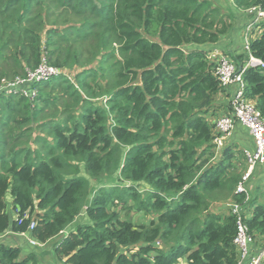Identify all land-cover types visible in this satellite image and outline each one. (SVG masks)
Returning a JSON list of instances; mask_svg holds the SVG:
<instances>
[{
  "label": "trees",
  "instance_id": "trees-1",
  "mask_svg": "<svg viewBox=\"0 0 264 264\" xmlns=\"http://www.w3.org/2000/svg\"><path fill=\"white\" fill-rule=\"evenodd\" d=\"M233 5L249 15L264 0ZM229 11L211 0H0V88L44 61L62 70L0 90V264H40V244L59 236L62 264H240L236 217L213 210L219 201L242 203L264 247V203L237 191L243 152L216 150L209 117L227 89L207 46L234 27ZM250 50L264 61V20ZM231 56L249 58L244 46ZM243 77L264 116V69ZM85 206L91 222L65 235ZM7 233L37 244L23 253Z\"/></svg>",
  "mask_w": 264,
  "mask_h": 264
},
{
  "label": "built area",
  "instance_id": "built-area-1",
  "mask_svg": "<svg viewBox=\"0 0 264 264\" xmlns=\"http://www.w3.org/2000/svg\"><path fill=\"white\" fill-rule=\"evenodd\" d=\"M247 11V14L252 15V17L244 32L243 46L249 54V58L244 66H238L228 54H218V51L215 52L214 50L208 53V58L216 63V73L221 84L225 89L229 88L232 91L229 102V112L219 114L214 122L213 141L216 150L219 151L225 146L237 123L244 125L249 130L253 140L254 148L245 150L248 168L245 170L237 186V191L246 195L245 201H248L251 197L247 184L253 169L258 165L264 164V116L257 108L256 102L247 96L243 77V72L247 67H261L264 69V61L254 56L250 50L251 31L264 20V7L258 5ZM60 72H62L61 69L49 66L46 61H44L37 69L29 71L26 78H19L13 82L5 81L0 90L5 89L6 91H12L20 85L32 84L49 75L58 74ZM29 94L34 96L35 92ZM230 213L235 215L237 222L234 242L240 251V264H262L264 262V247L257 254L252 255L254 238L249 232L248 225L245 222V213H247L245 207H243L242 203H232L230 206ZM33 226L34 224L32 227ZM29 242L31 244H37V241L31 238Z\"/></svg>",
  "mask_w": 264,
  "mask_h": 264
},
{
  "label": "crops",
  "instance_id": "crops-1",
  "mask_svg": "<svg viewBox=\"0 0 264 264\" xmlns=\"http://www.w3.org/2000/svg\"><path fill=\"white\" fill-rule=\"evenodd\" d=\"M211 1H213L215 4L221 5L224 8L225 12H230L229 10H232L231 13L235 14L237 18L235 19L236 22L234 24V27L229 31V33L226 34L218 43L213 45H208L207 50L219 48L222 46L223 50L231 55L233 53L241 52L244 43V32L246 30V26L243 27V30L240 29L241 22H243L244 20L243 11L235 9L233 5V0H211ZM246 16H248L249 19L246 20L245 22L248 21L250 22L252 15H246ZM224 39L227 40V46L224 42ZM231 96H232V91L229 89L223 90L219 94V96L216 99V103L219 105V107H217L216 109L217 111L215 114H218L219 116V114L226 112V107H228ZM212 118H214V116ZM212 118L210 120L214 124L216 118L215 119ZM227 145H230L231 147H233V149L237 151L240 150L241 152H243V155H238V158L240 157V162H242V164L246 166L244 169L245 171L248 168V164L245 156V150H250L254 148L253 140L249 133V130L244 125L237 123L235 129L233 130L230 138L227 140L225 146ZM216 155H217L216 158H218L220 156V153L216 152ZM247 186L251 194L250 199H252L253 201L257 200L258 203L259 202L264 203V164L258 165L253 169L252 175L250 177ZM231 204L232 202H228V203L222 201L215 202L213 204V210L217 212L221 211L224 213H230ZM252 208H253L252 206L248 208L249 212H251ZM133 217L137 221H141V222L150 219V216L146 217L145 215H142L138 212H135ZM90 222H91L90 218L87 214V206H85L81 211L80 215L67 228L64 234L66 235L70 229H74L75 226L79 223H90ZM2 239H8L9 241H12L13 244H17V243L20 244L23 247V253H26L29 250L30 243L28 241V237L25 235L11 236V233H7L2 237ZM59 239L60 236L54 239L53 241H50L49 243L43 245L40 244V246L43 247L44 249H47L50 254L47 255L42 260H40V264H62L60 261L55 260L54 257V248L56 247ZM160 247L166 249L168 248L163 244H160ZM261 249L260 247L253 245L252 255L257 254ZM186 262L187 259L185 258L182 262H180V264H186ZM262 264H264V262Z\"/></svg>",
  "mask_w": 264,
  "mask_h": 264
},
{
  "label": "rangeland",
  "instance_id": "rangeland-1",
  "mask_svg": "<svg viewBox=\"0 0 264 264\" xmlns=\"http://www.w3.org/2000/svg\"><path fill=\"white\" fill-rule=\"evenodd\" d=\"M243 15H244V20H243V22H241V27H240V29L241 30H243V27L244 26H247L248 25V22H245L246 20H248L249 18H248V16H246V14H245V12L243 13ZM236 22V21H235ZM224 42H225V44H226V46H227V40H225L224 39ZM220 48V49H219ZM219 48H215V49H211V50H209V52L210 51H212V50H214L215 52L216 51H218V54H228V53H226L224 50H223V47L221 46V47H219ZM222 49V50H221ZM229 55V54H228ZM231 56V55H230ZM232 57V56H231ZM74 72H75V70H74ZM69 74H71V72H69ZM214 116V118H212ZM216 116V117H215ZM210 117V119L212 118V119H217L218 118V114H214V115H212V116H209ZM220 151V150H219ZM84 174V173H83ZM118 181V179H117V176H113L112 178H109L108 180H101V181H92V185H93V189L94 188H96V187H98V185H101V184H106V183H111V182H114V183H116ZM140 187H141V189H145L146 187H147V185L145 184V183H142V185H140ZM126 213H127V211H125ZM134 213H135V211H129V213H128V215L129 216H132L133 217V215H134ZM134 218V217H133ZM135 219V218H134ZM135 221H136V219H135Z\"/></svg>",
  "mask_w": 264,
  "mask_h": 264
}]
</instances>
